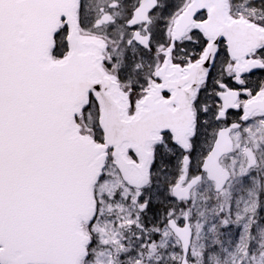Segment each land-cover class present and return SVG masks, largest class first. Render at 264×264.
<instances>
[{
  "label": "snow or ice",
  "instance_id": "1",
  "mask_svg": "<svg viewBox=\"0 0 264 264\" xmlns=\"http://www.w3.org/2000/svg\"><path fill=\"white\" fill-rule=\"evenodd\" d=\"M0 264H264V0H0Z\"/></svg>",
  "mask_w": 264,
  "mask_h": 264
}]
</instances>
